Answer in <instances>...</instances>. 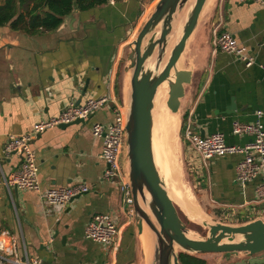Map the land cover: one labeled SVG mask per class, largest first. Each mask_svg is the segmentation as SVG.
Segmentation results:
<instances>
[{
  "label": "crops",
  "instance_id": "obj_1",
  "mask_svg": "<svg viewBox=\"0 0 264 264\" xmlns=\"http://www.w3.org/2000/svg\"><path fill=\"white\" fill-rule=\"evenodd\" d=\"M5 1L0 0V5ZM157 1L118 0L109 5L103 0H73L71 12L50 30L29 28L32 15L44 17L48 10L44 0H25L16 2L13 19L22 16L17 26L12 27L11 21L0 25V176L15 171L21 161L17 154L2 153L7 135L29 131L35 122L58 115L71 99L110 98L91 119L48 128L31 141L42 189L83 182L90 189L87 193L59 211L46 212L38 193L2 189L0 231L14 235L21 248L24 243L27 254L41 264H147L136 221L122 214L118 185L102 179L106 167L100 158L102 140L92 136L91 124L110 122L114 106H126L130 69L122 77V87L117 86L124 48L132 44ZM219 11V0H206L181 55L185 63L181 68L191 70V81L184 86L180 119L184 123L190 118L202 136L221 132L227 143L242 145L250 137L233 135V120L253 122L262 112L259 119L264 124V4L222 0V29L253 56L249 67L231 54L212 55L211 30ZM182 143L184 160L202 178L204 195L213 206L232 213L242 210L245 217L264 211L263 203H252L254 187L262 177L244 189L235 182L234 167L241 155L202 165ZM125 155L126 148L119 159L124 171L128 169ZM96 213L116 216L120 231L110 244L84 237V228ZM219 254L196 255L205 264H226Z\"/></svg>",
  "mask_w": 264,
  "mask_h": 264
},
{
  "label": "water",
  "instance_id": "obj_2",
  "mask_svg": "<svg viewBox=\"0 0 264 264\" xmlns=\"http://www.w3.org/2000/svg\"><path fill=\"white\" fill-rule=\"evenodd\" d=\"M188 1L158 0L152 13L138 30L128 53L132 72L130 95L126 104L125 156L136 226L139 233H142L145 222L155 235L150 264H180L179 252L221 253L226 264H264L262 219H254L241 225L203 221L202 224L208 227L207 236L190 237L155 162L152 109L157 89L164 81L168 82L166 105L171 112L177 113L184 96V86L191 81V70L178 67L177 64L198 24L206 0H195L187 11L181 34L162 65L172 38L175 15L184 9ZM147 61H151L152 65L147 66ZM229 108L233 109L234 104L231 103ZM78 122L84 121H75ZM144 191H147L148 198ZM179 249L183 251H178Z\"/></svg>",
  "mask_w": 264,
  "mask_h": 264
},
{
  "label": "built area",
  "instance_id": "obj_3",
  "mask_svg": "<svg viewBox=\"0 0 264 264\" xmlns=\"http://www.w3.org/2000/svg\"><path fill=\"white\" fill-rule=\"evenodd\" d=\"M109 5H115L118 0H103ZM241 2H257L264 4V0H240ZM219 20L211 30V52H224L231 54L243 62L245 67L253 65L254 58L246 47L240 45L234 36L222 29V0H219ZM110 100L107 96L87 98L76 103L71 99L64 109L56 116L41 119L35 122L29 131L7 135L2 153L8 157L12 154L19 155L20 165L9 175L0 176V196L3 187L9 191L11 187L32 190L38 193L46 205V212L59 211L77 196L87 193L90 189L83 183H74L65 187L42 189L38 177V163L36 154L31 147V141L39 133L48 128L69 124L76 120H89L95 111ZM262 112H257L258 119L253 122L233 120L231 133L236 136L248 135L249 141L242 145L227 143L221 132L209 135H200L192 127L188 118L182 126L183 142L197 155L202 165H207L215 158L239 154L242 158L235 164V182L244 189L246 185L258 177H262L254 187L252 203L264 204V124L259 117ZM126 106L115 105L113 119L107 123L94 121L91 124V134L102 140L100 158L106 163L102 179L118 185L121 193L120 202L122 214L127 220L134 219L133 196L128 178V169L124 171L120 165V155L125 146ZM120 231L116 216L109 213L94 214L84 228V237L93 241L110 244ZM18 239L8 231H0V264H41L36 258L30 257ZM81 264H93L89 262Z\"/></svg>",
  "mask_w": 264,
  "mask_h": 264
},
{
  "label": "bare ground",
  "instance_id": "obj_4",
  "mask_svg": "<svg viewBox=\"0 0 264 264\" xmlns=\"http://www.w3.org/2000/svg\"><path fill=\"white\" fill-rule=\"evenodd\" d=\"M194 1L195 0H189L186 6L184 7V9L180 12H177V14L175 15L173 22L172 38L168 43L166 55L164 57V61L162 65L166 62L171 48L173 47L178 37L180 36L181 27L185 20L186 13L193 5ZM181 61H182V56L178 61L177 64L178 67L181 65ZM146 65L147 66L152 65V62L147 61ZM129 69L132 72V69L131 68ZM127 88H128V92L126 94V102H128L130 95V78L128 79L127 82ZM167 97H168V82L164 81L157 89V92L154 97V105L152 109V116H153L152 144H153L155 162L158 169L163 171V173L165 174V179H166L165 188L172 201H175L178 204V206L182 209L183 213L188 217L189 220L202 223L203 221H207L208 215H206L204 211H202L200 206L197 204L189 187L185 186L181 180L182 174L180 176L181 168L177 156L178 147H179V138L177 135L178 126H179V120H178L179 113L178 112L173 113L169 110V108L166 105ZM144 193L148 198L149 195L147 191H144ZM139 236L143 241L145 260L147 264H150L153 255V248L155 245V235L153 231L145 223H143V231ZM190 237H192V235Z\"/></svg>",
  "mask_w": 264,
  "mask_h": 264
},
{
  "label": "rangeland",
  "instance_id": "obj_5",
  "mask_svg": "<svg viewBox=\"0 0 264 264\" xmlns=\"http://www.w3.org/2000/svg\"><path fill=\"white\" fill-rule=\"evenodd\" d=\"M131 44L127 43L124 48V54L123 58L121 59L122 66H121V71L119 75L117 76V86L122 87V77L124 76V73L126 70L129 69V63L130 61L128 60V53L131 51ZM184 58H182L181 65L179 67H184ZM127 104V102H126ZM170 110V109H169ZM164 113V112H163ZM179 113V112H178ZM178 120H179V126H178V138H179V147H178V160L180 163V168H181V173L182 174L181 180L182 183L189 187L190 191L192 192L197 204L200 206L202 211L207 217V221L209 223H222V224H228V225H241L245 224L249 221H245L254 217H257L255 219H262L264 221V211H260V213L250 216V217H245L246 213H244L242 210L240 212L232 213V211L228 209H221L219 207L213 206L211 201L204 195V184L201 181L202 178L198 177V175L190 170L188 167L187 163L184 160L183 157V139H182V134H181V128L183 126V123L180 119V113L178 114ZM159 170V169H158ZM160 176L163 178L164 183H166L165 179V174L163 171L159 170ZM176 209L178 211V214L182 220V223L184 224L185 228L187 229L188 233L190 235L199 237V238H205L208 234V227L204 226L202 223L194 222L192 220H189L188 217L183 213L182 209L178 206V204L173 201ZM146 210L149 213L148 208ZM242 212V213H241ZM145 223V222H144ZM146 224V223H145ZM147 225V224H146ZM148 226V225H147ZM178 251H183V250H178ZM196 255V253H194ZM221 254V253H220ZM219 254V255H220ZM221 257L224 259V255L221 254Z\"/></svg>",
  "mask_w": 264,
  "mask_h": 264
},
{
  "label": "trees",
  "instance_id": "obj_6",
  "mask_svg": "<svg viewBox=\"0 0 264 264\" xmlns=\"http://www.w3.org/2000/svg\"><path fill=\"white\" fill-rule=\"evenodd\" d=\"M25 0H6L3 5H0V25L11 21V26L16 27L22 19L19 15L13 19L16 13V2L23 3ZM37 2L42 0H36ZM47 7V13L44 17L32 15L29 21V28H47L50 30L56 29L62 22V17L71 12L73 0H44ZM182 134V128H181ZM178 261L180 264H205V260L195 254L179 252Z\"/></svg>",
  "mask_w": 264,
  "mask_h": 264
}]
</instances>
